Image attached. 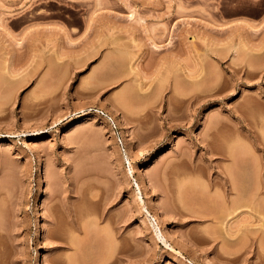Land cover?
<instances>
[{
  "label": "rangeland",
  "instance_id": "obj_1",
  "mask_svg": "<svg viewBox=\"0 0 264 264\" xmlns=\"http://www.w3.org/2000/svg\"><path fill=\"white\" fill-rule=\"evenodd\" d=\"M60 259L264 264V0H0V264Z\"/></svg>",
  "mask_w": 264,
  "mask_h": 264
},
{
  "label": "bare ground",
  "instance_id": "obj_2",
  "mask_svg": "<svg viewBox=\"0 0 264 264\" xmlns=\"http://www.w3.org/2000/svg\"><path fill=\"white\" fill-rule=\"evenodd\" d=\"M231 173V172H230ZM231 175V174H230ZM233 175V174H232ZM232 175H231V177L230 178H232L233 179V177H232ZM229 178V177H228ZM236 182V181H235ZM144 186L146 187V183H145V181H144ZM233 184V185H232ZM231 185H232V189L233 190H237L236 189V187H235V184H234V182L232 183V181H231ZM237 186V185H236ZM231 189V190H232ZM239 190V189H238ZM232 193V192H231ZM237 193H235V195H236ZM232 195V194H231ZM232 198H234V196H232ZM245 199H246V196L244 197ZM247 199H249V198H247ZM250 201V200H249ZM234 202V201H233ZM237 202H238V200H237ZM246 202H247V200H246ZM232 203V202H231ZM236 203V202H235ZM249 204H250V202H249ZM237 206V205H236ZM235 206V207H236ZM234 207V208H235ZM236 208H238V207H236ZM154 212H155V219L156 218H158L159 217V214H160V211H159V209H158V206L157 205H154ZM166 229V228H165ZM163 231H164V229H162L161 228V233H163ZM51 234L53 235V236H55V237H57V238H60L61 236L58 234V232L56 231V230H53L52 232H51ZM163 241L165 242V244H166V246L171 250V251H173V252H176V253H179L180 255L182 254V252L180 251V250H177V248L174 246V245H172L171 243H169L168 241V239L166 238V237H163ZM72 242V241H71ZM73 243V242H72ZM74 244V243H73ZM69 247H72V245H71V243H66L64 246H62V249H67V248H69ZM65 260H62V259H60V261H58V263H62V264H66L67 263V261H65ZM69 262L71 261L72 262V264H77L76 262L75 263H73L74 261H73V259L72 260H68Z\"/></svg>",
  "mask_w": 264,
  "mask_h": 264
},
{
  "label": "built area",
  "instance_id": "obj_3",
  "mask_svg": "<svg viewBox=\"0 0 264 264\" xmlns=\"http://www.w3.org/2000/svg\"><path fill=\"white\" fill-rule=\"evenodd\" d=\"M127 143L126 138H123V144L125 145Z\"/></svg>",
  "mask_w": 264,
  "mask_h": 264
}]
</instances>
